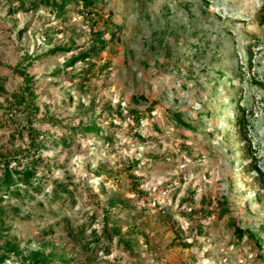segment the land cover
I'll return each mask as SVG.
<instances>
[{"label":"rangeland","instance_id":"1","mask_svg":"<svg viewBox=\"0 0 264 264\" xmlns=\"http://www.w3.org/2000/svg\"><path fill=\"white\" fill-rule=\"evenodd\" d=\"M17 7L0 0L5 90L22 83L11 67L24 53L36 55L26 66L35 81L36 117L61 121H36V129L60 137L67 125L94 121L114 141L88 132L67 147L47 142L42 154L54 166L49 175L39 170L42 186L0 202V245L17 240L26 259L66 249L72 264H264V248L234 238L226 218L209 217L196 234L181 213L209 193L225 195L239 224L254 228L264 245V24L258 18L264 0H107L102 13L120 29L85 76L80 62L65 67V61L90 41L87 21L70 6L62 16L42 6ZM55 46L71 50L47 53ZM4 98L0 93V148L25 147L22 113L10 111ZM133 107L143 113L138 131L147 140L130 129ZM2 166L0 160V174ZM130 174L138 176L136 184ZM54 179L70 183L74 202L51 198ZM186 196L192 202L180 205ZM105 209L132 239L134 255L115 239L91 235L93 229L100 235ZM167 216L192 246L173 242Z\"/></svg>","mask_w":264,"mask_h":264},{"label":"trees","instance_id":"2","mask_svg":"<svg viewBox=\"0 0 264 264\" xmlns=\"http://www.w3.org/2000/svg\"><path fill=\"white\" fill-rule=\"evenodd\" d=\"M18 2V7L27 12L36 9L40 6L47 8L49 12L56 16L64 15L67 6L74 9L80 14L89 25V34L91 36L90 41L87 42L85 48L79 51L75 56H71L65 61V67L73 65L75 62H80L82 67L80 71L84 74L89 73L95 66L96 59L104 51L107 44H110L116 38L117 31L120 29L119 25L112 22L110 15H104L102 13L103 6L107 0H15ZM259 23L264 24V7L258 14ZM61 50H71L63 46H55L50 48L47 53L53 54ZM37 58L36 55H29L24 53L21 60L12 68V70L22 78L21 85L12 92H7L0 82V93L5 95V102L7 107L18 110L22 113L25 126L27 128L28 142L25 147H15L14 142L10 147L3 146L0 148V160L3 162L0 174V202L3 200V196L6 194H13L16 197H20L22 188L32 187L33 189H39L42 186L41 178L37 177L39 170L44 175H49L54 166V163L49 157L43 156L42 152L48 148L47 142L62 147H67L75 138L84 136L90 132L96 135L101 134L104 138V142L110 143L114 141V135L111 133H105L103 128L97 125L94 121H79L77 124L67 125L66 132L60 137L48 135L46 132H42L36 129L34 123L38 122H51L55 124L58 121L55 117L49 115H43L39 119L36 117V113L39 110L36 104L37 93L34 87V76L26 71V66L31 65ZM59 69L54 71L56 74ZM85 78V77H84ZM158 103L154 100L147 107L149 113L152 108ZM117 114L122 115L120 110V104L117 105ZM109 113V111H108ZM129 117L131 118L130 129H133V134L137 139L147 140L141 136L138 131L140 127V121L143 113L140 112L137 107H133L128 110ZM111 114V112H110ZM173 118L180 121L178 113H173ZM243 123V117H238V124ZM110 124H113L110 122ZM17 136L20 132L17 130ZM16 135H12L11 140L14 141ZM148 139H152L149 138ZM180 148L187 151L188 145L181 143ZM24 159V162L22 161ZM14 162V165H11ZM137 163V161H133ZM133 183L136 184L137 175H129ZM51 184V198L66 199L70 202L75 201L74 191L70 189V183L62 179H54ZM192 202L191 197H182L179 200V204H190ZM233 210L229 207L228 199L225 195H212L207 194L201 197L199 206L197 208H190L189 211H181L186 220L191 223V228L195 230L196 234L204 233V225L211 216H216L217 219L226 218L227 225L231 230L234 238L241 240L246 238L259 246L260 249L264 248L261 243V239L254 228L242 227L239 224V219L233 215ZM108 210L105 209L104 222L101 227L100 235L93 229L91 235L99 241L100 238L112 243L115 239L116 242L121 244L123 248L131 255H134L135 248L133 241L130 237H124L120 231L118 223L110 219L108 216ZM196 216V217H194ZM169 226L174 232L173 242L181 247H190L192 242L185 240L179 233L175 222L167 216ZM135 227H132L129 232L134 233ZM106 248V247H105ZM106 248V252H107ZM15 255L21 257V251L19 249V242L17 240L6 241L3 245H0V264H52L57 261V264H72L75 261V257L68 255L66 249L60 251H49L45 254L35 255L32 258L21 257L19 261H6V256Z\"/></svg>","mask_w":264,"mask_h":264}]
</instances>
